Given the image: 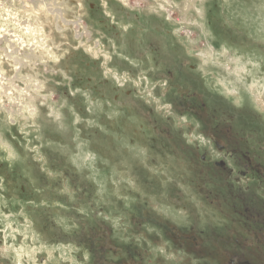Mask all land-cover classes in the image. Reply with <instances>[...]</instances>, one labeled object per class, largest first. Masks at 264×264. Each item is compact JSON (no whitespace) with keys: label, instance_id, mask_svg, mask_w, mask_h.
<instances>
[{"label":"rangeland","instance_id":"374dc122","mask_svg":"<svg viewBox=\"0 0 264 264\" xmlns=\"http://www.w3.org/2000/svg\"><path fill=\"white\" fill-rule=\"evenodd\" d=\"M227 44L264 66V0H0V264H264L232 197L264 210V78ZM201 93L249 121L239 185Z\"/></svg>","mask_w":264,"mask_h":264},{"label":"flooded vegetation","instance_id":"af4514ba","mask_svg":"<svg viewBox=\"0 0 264 264\" xmlns=\"http://www.w3.org/2000/svg\"><path fill=\"white\" fill-rule=\"evenodd\" d=\"M204 100H206L204 94L195 95L194 101L197 104L199 103V105L198 107H194L192 104L191 108H188L187 113L190 114L191 111L194 112V116L202 125L201 135L209 139L208 141L215 147L216 153L223 154L224 157H230L231 160H233V165L237 169V172L233 175V180L239 185L240 179H244L247 173L250 175L251 173H256V171L260 169V157H256L257 155L255 154L256 145L254 138L251 134L244 136L242 132L243 125H246V123L248 125L249 121H242L244 124L241 125L240 121H236L237 119L233 116L220 115L217 117L218 115L215 116L213 112L208 109ZM242 119H244V117ZM203 159L205 158L203 157ZM215 167L222 171L228 169L226 168V162L222 159L215 164ZM228 170L231 171V169ZM221 176L222 180L227 184L230 175L227 173L224 176L222 172ZM222 191H224V189ZM232 197L235 198L236 201L240 200L241 202V216L246 218V221L254 222L256 230L261 232L260 234H263L264 237V210L256 209L253 204L246 202V198L243 197V195L241 197L240 194L238 195V193H236ZM237 197H239V199ZM247 263L249 264L248 260L246 264ZM118 264H125V262L122 263L121 261Z\"/></svg>","mask_w":264,"mask_h":264},{"label":"bare ground","instance_id":"6f19581e","mask_svg":"<svg viewBox=\"0 0 264 264\" xmlns=\"http://www.w3.org/2000/svg\"><path fill=\"white\" fill-rule=\"evenodd\" d=\"M198 4H201V5H203V3H200L199 1H198ZM201 8V7H200ZM200 8H198V9H200ZM203 9H204V11H203V13H204V15H205V21H206V26H207V32L208 31H211L212 29H211V27H212V22H211V18H212V14H211V12H210V9L208 8V7H206V6H204L203 7ZM200 11V10H199ZM203 13L201 12V14L203 15ZM212 32V31H211ZM213 36H214V38H216L217 39V42H218V38H217V36L218 35H214L213 34ZM224 44H226V42H224ZM223 48V50H221L222 52H226L227 51V49L229 50V49H231L234 53V57H235V59H236V61H237V63H238V65H240L241 66V69H240V67L238 68V73H240L241 75H246L247 77L250 75V77H251V79L253 80H255V76H258V77H260V78H264V66H262L261 64H259V62H258V59L257 58H255L254 56H252L250 53H249V51L248 50H246V48H241V47H238V48H236V47H234V46H231V45H228L227 44V46L226 45H223L222 46ZM230 52V51H229ZM232 54V53H231ZM253 54V53H252ZM261 61V60H260ZM249 66H252V67H255V69H253L252 70V68L250 69L249 68ZM249 69V72H246V71H244V69ZM227 70V69H226ZM230 72L232 71V70H229ZM227 73V72H226ZM226 73H224V75L226 76V75H228V73L226 74ZM224 75H222V76H224ZM260 80V79H259ZM255 82H257V81H254V83ZM262 82H263V80H262ZM254 83H252L253 84V89H255L256 88V84H254ZM263 87V86H262ZM258 88V87H257ZM264 89V88H263ZM262 89V90H263ZM257 90V89H256ZM256 90H254V91H256ZM258 91V90H257ZM260 92V91H259ZM262 92V91H261ZM257 93V92H256ZM258 94V93H257ZM261 94V93H260ZM263 95V94H262ZM64 248H65V246H64Z\"/></svg>","mask_w":264,"mask_h":264}]
</instances>
